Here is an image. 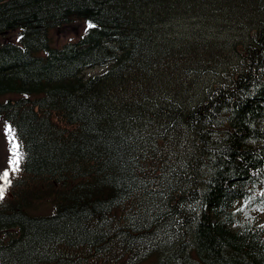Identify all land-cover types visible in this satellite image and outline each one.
<instances>
[{
	"label": "trees",
	"instance_id": "trees-1",
	"mask_svg": "<svg viewBox=\"0 0 264 264\" xmlns=\"http://www.w3.org/2000/svg\"><path fill=\"white\" fill-rule=\"evenodd\" d=\"M0 123V264H264V0H0Z\"/></svg>",
	"mask_w": 264,
	"mask_h": 264
},
{
	"label": "rangeland",
	"instance_id": "rangeland-1",
	"mask_svg": "<svg viewBox=\"0 0 264 264\" xmlns=\"http://www.w3.org/2000/svg\"><path fill=\"white\" fill-rule=\"evenodd\" d=\"M82 27L83 24L79 22L74 25H67L65 27L52 30L51 38L58 44H61L67 40L74 39L77 35H79ZM98 72H100V69H93L88 72V75H93ZM13 145L17 146L15 141L11 138L10 134L4 127L1 128L0 124V174H2L5 169H7L10 173L9 177L16 172V170H12V166L9 163L10 159L13 158ZM16 152H18L17 148ZM4 186L5 181L3 179H0V187Z\"/></svg>",
	"mask_w": 264,
	"mask_h": 264
},
{
	"label": "snow or ice",
	"instance_id": "snow-or-ice-1",
	"mask_svg": "<svg viewBox=\"0 0 264 264\" xmlns=\"http://www.w3.org/2000/svg\"><path fill=\"white\" fill-rule=\"evenodd\" d=\"M88 27H94V25L89 24ZM11 128H8V133L11 134ZM16 145H13V158L10 159L9 163L12 166V170L15 171L17 170V166L19 164V153L16 152ZM9 171L7 169H5L3 171L2 174H0V179H3L5 181V186L4 187H0V199H3L4 197V192H5V188L8 186V184L11 183L10 179H9Z\"/></svg>",
	"mask_w": 264,
	"mask_h": 264
},
{
	"label": "bare ground",
	"instance_id": "bare-ground-1",
	"mask_svg": "<svg viewBox=\"0 0 264 264\" xmlns=\"http://www.w3.org/2000/svg\"><path fill=\"white\" fill-rule=\"evenodd\" d=\"M264 142V141H263Z\"/></svg>",
	"mask_w": 264,
	"mask_h": 264
}]
</instances>
